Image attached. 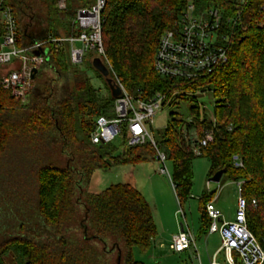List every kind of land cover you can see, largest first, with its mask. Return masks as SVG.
<instances>
[{
	"label": "trees",
	"instance_id": "1",
	"mask_svg": "<svg viewBox=\"0 0 264 264\" xmlns=\"http://www.w3.org/2000/svg\"><path fill=\"white\" fill-rule=\"evenodd\" d=\"M64 1L65 8L59 9L57 0H3L15 20L18 45L70 35L76 31V10L94 2ZM186 1L105 0L100 13L101 61L113 83L118 81L133 97L157 92L169 96L177 88L190 93L180 92L169 105L182 99L196 102L195 95L205 91L215 99L209 115L192 105L194 116L188 123L172 118L152 133L153 143L126 147L122 139L119 152L112 143H90L95 119L114 115L116 97L105 78V94H100L86 71L71 64L66 48L50 54L53 77L40 84L37 75L26 103L0 86V264L9 252L22 264H111L113 253V264H147L133 255V248L152 249L157 234L142 193L129 183L93 193L80 182L87 183L95 169L156 160L158 152L172 163L180 207L191 194L195 156L208 159L207 179L224 169L228 180H243L247 227L264 248V0H192L198 10L222 9L224 23L218 33L229 35L223 41L228 60L203 77L179 84L159 76L153 59L160 35L174 28ZM229 16H234L230 25ZM190 131L198 135L193 143L186 138ZM206 132L211 140L194 153L191 144ZM66 148L83 155L80 167L55 165V156ZM233 156L241 167L235 166ZM210 198L209 193L200 196L203 233L210 222L205 211Z\"/></svg>",
	"mask_w": 264,
	"mask_h": 264
},
{
	"label": "built area",
	"instance_id": "2",
	"mask_svg": "<svg viewBox=\"0 0 264 264\" xmlns=\"http://www.w3.org/2000/svg\"><path fill=\"white\" fill-rule=\"evenodd\" d=\"M2 1L0 0V86L20 103L27 102L35 86V78L42 67L49 63L50 54L61 51L65 43L69 44L68 56L72 65L80 64L88 49L100 59L103 56L100 13L105 0H94L88 7L78 8L72 21L76 31L70 35L49 36L21 45H18L17 27L11 10L3 6ZM238 2L243 4L245 0ZM57 7L64 9L65 1L57 0ZM223 19L224 13L217 6L198 10L193 1L187 2L175 21L174 28L165 30L159 37L153 59L154 71L165 79L181 84L203 77L226 63L228 54L223 41L229 35L218 33L224 23ZM231 22H234V16L226 18L228 25ZM74 43H79L80 46H74ZM114 84L120 90L114 101V115H101L95 119L94 129L89 135L93 145L111 143L117 136L122 137L126 147L139 146L148 141L153 143L151 124L155 113L169 105L171 99L180 92L190 94L177 88L169 96L157 92L148 98L133 97L118 81ZM210 135V132H206L198 140L193 147L194 153L199 154V148L211 140ZM156 160L162 164L160 173H167L164 164L166 159L162 152L157 153ZM233 160L235 166H242L237 156H233ZM232 182L238 194L232 220H223L222 214L215 207L216 194H212L205 203V211L210 219L207 233L217 232L221 240L210 264H264V248L247 227V202L241 194L243 180ZM251 203L254 204L255 201L252 199ZM176 215L182 217L179 222L182 230L171 236L169 249L180 253L193 248L198 254L192 234L185 230L183 211L178 208ZM220 252H223V262L216 260Z\"/></svg>",
	"mask_w": 264,
	"mask_h": 264
},
{
	"label": "rangeland",
	"instance_id": "3",
	"mask_svg": "<svg viewBox=\"0 0 264 264\" xmlns=\"http://www.w3.org/2000/svg\"><path fill=\"white\" fill-rule=\"evenodd\" d=\"M189 1L192 0H187L186 2ZM73 45L80 46L79 43H74ZM68 47L69 44L65 43L64 48H66L67 53ZM96 57L99 58L91 50H86L82 62L77 64L75 68L86 71L92 85L103 95L105 94L103 76L92 66V61ZM90 67H93V71L89 69ZM48 77H53L49 64L42 67L38 73L37 80L40 81V84H46L49 79ZM195 100L196 102L188 99L176 100L171 105L163 106L152 118V133L156 134L158 131H161L172 118L183 123H188L194 116L191 111L192 105H197L200 112L209 115L215 100L212 92L205 91L196 94ZM197 137L198 135L194 131L186 133V138L192 141V143ZM122 141V137L117 136L111 142L117 152L122 150ZM191 146L193 149V144ZM82 158L83 155L70 153V150L66 148L60 155L58 153L55 156L54 163L58 167L71 166L78 168L80 167ZM164 164L167 173H160L162 164L157 160L111 166L106 169H95L91 173L88 182H80V185L84 186V184H87L83 187L85 190L97 193L112 184L129 183L142 193L153 214L154 223L157 227L156 238L159 242L163 243V246L156 251L150 249L147 252H139V250L133 248V255L136 259L144 261L147 264H194L193 261L195 264H210L209 258L220 246L221 240L217 232L208 234L200 231V196L203 192L211 195L216 194V208L222 214L223 220H229L233 218L236 209L238 195L236 186L224 175H222L219 182H207L210 168L209 161L205 157L195 156L191 164L193 172L191 194L189 198L182 202L180 207L171 181L173 172L172 163L170 160H166ZM78 179L80 180L79 176ZM178 208L184 213L185 230H189L192 234L198 254H196L193 248H191L190 252L186 250L180 252V254L173 253L168 248V242L172 234L180 231L179 222L182 221V217L176 215ZM190 254L192 255L190 256ZM108 258L111 264H113L115 253ZM2 260L3 264H22L12 252L3 256ZM216 260L223 262V252L217 254Z\"/></svg>",
	"mask_w": 264,
	"mask_h": 264
},
{
	"label": "water",
	"instance_id": "4",
	"mask_svg": "<svg viewBox=\"0 0 264 264\" xmlns=\"http://www.w3.org/2000/svg\"><path fill=\"white\" fill-rule=\"evenodd\" d=\"M92 66L102 74L103 78H105L106 83L109 85V87L111 89V95L113 97H117L120 93V90H119V88H117L115 86V84L108 77V70L104 66L102 61L96 57L92 61ZM33 75H34V71H33L32 76ZM223 174H224V169H220V170L216 171L213 175L208 177L207 182H219ZM181 230H182V227H180V231Z\"/></svg>",
	"mask_w": 264,
	"mask_h": 264
},
{
	"label": "crops",
	"instance_id": "5",
	"mask_svg": "<svg viewBox=\"0 0 264 264\" xmlns=\"http://www.w3.org/2000/svg\"><path fill=\"white\" fill-rule=\"evenodd\" d=\"M216 201H217V199H216ZM215 201V202H216ZM215 207H216V204H215ZM234 216V215H233ZM233 219V218H232ZM232 219H229V220H225V221H230V220H232ZM174 234H176V233H173L172 235H174ZM213 234V233H212ZM155 238H156V236H155ZM153 239V245H152V251H156L158 248H161L162 246H163V243L162 242H159L158 240H157V238L156 239ZM169 241H170V239H169ZM168 245H169V242H168ZM169 248V247H168ZM218 249V248H217ZM216 249V250H217ZM170 250V249H169ZM216 250H215V252H216ZM171 251V250H170ZM191 250H189V252H190ZM214 252V253H215ZM174 253V252H173ZM214 253L212 254V256H211V258L213 257V255H214ZM180 254V253H179ZM192 254H190V256H191ZM211 258H209V263H210V259ZM198 259H199V257H198ZM193 263L195 264V262L193 261ZM200 263V262H199Z\"/></svg>",
	"mask_w": 264,
	"mask_h": 264
}]
</instances>
